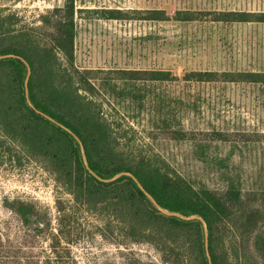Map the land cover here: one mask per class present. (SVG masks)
I'll list each match as a JSON object with an SVG mask.
<instances>
[{"label": "trees", "instance_id": "16d2710c", "mask_svg": "<svg viewBox=\"0 0 264 264\" xmlns=\"http://www.w3.org/2000/svg\"><path fill=\"white\" fill-rule=\"evenodd\" d=\"M76 11V0H64L35 27H18L15 13L0 14V161L14 166L24 159L39 163L72 201L56 200L57 233L37 204L11 202L9 209L25 239L14 244L0 232V264H63L58 250L70 241L65 222L72 209L80 208L100 218L104 233L111 229L118 245L152 244L168 264H210L208 251L213 264H264V189H247L241 174H230L232 158L213 153L214 146L233 145L231 132L200 131L188 124L202 110L187 93L194 84H264V73L192 71L180 78L159 70L80 69ZM93 13L116 21L264 22V14L234 11L179 10L173 18L164 10ZM173 86L184 88L187 95L164 90ZM101 97L133 119L146 117L151 134L165 132L177 144L199 150L200 159L221 171L225 188L196 186L156 154H126ZM75 135L85 147L89 167ZM151 197L171 213L196 219L168 216ZM47 241L58 254L56 260L41 246ZM131 264L144 263L135 259Z\"/></svg>", "mask_w": 264, "mask_h": 264}, {"label": "rangeland", "instance_id": "374dc122", "mask_svg": "<svg viewBox=\"0 0 264 264\" xmlns=\"http://www.w3.org/2000/svg\"><path fill=\"white\" fill-rule=\"evenodd\" d=\"M63 5L64 0H0V14L15 13L18 27H35L41 24L42 15ZM76 6L75 55L80 69L159 70L180 78L192 71L264 73V22L116 21L100 19L93 13L117 9L164 10L172 18L179 10L257 15L264 14V0H76ZM164 90L176 96L188 93L197 99L202 111L188 120L191 127L231 132L233 145L214 146L213 153L232 158L230 174H241L247 189H264V84L217 82L194 84L187 93L180 86ZM108 100L100 99L126 154H156L196 186L216 191L225 188L221 171L211 161L200 159L199 150L177 144L165 132L151 134L146 117L133 119ZM58 197L72 202L39 163L24 159L22 165L14 166L0 161V232L14 244L24 241V229L9 204L16 200L37 204L49 214L51 228L57 233ZM65 224L70 241H64L58 250L63 264H131L135 259L144 264H168L152 244L118 245L112 230L104 233L101 219L84 209H72ZM50 243L41 246L56 260L58 254Z\"/></svg>", "mask_w": 264, "mask_h": 264}, {"label": "water", "instance_id": "95a60500", "mask_svg": "<svg viewBox=\"0 0 264 264\" xmlns=\"http://www.w3.org/2000/svg\"><path fill=\"white\" fill-rule=\"evenodd\" d=\"M28 68H29V76L31 75V69L28 65ZM27 92L29 93V91L27 90ZM31 104V103H30ZM52 121H54L53 119H51ZM55 122V121H54ZM60 126H62L61 124H59ZM63 128H65L67 131H69L70 133H72L69 129H67L66 127L62 126ZM75 138L78 140V142L80 143L81 145V148H82V152H83V156H84V160H85V163L86 165L89 167L88 165V160H87V157H86V151H85V147L83 145V143L81 142L80 138L78 136L75 135ZM128 176H131L130 174H128ZM148 196H150L148 193H146ZM152 201L156 204V206L159 208V210H161L164 214L168 215V216H176V217H180L184 220H193V219H196L195 216H192V217H185L181 214H176V213H171L163 208H161L159 205H157V203L155 202V200L151 197ZM204 222V221H203ZM204 225H205V222H204ZM205 229H206V225H205ZM206 235H207V241H206V245H207V250H208V247H209V241H208V231L206 229ZM208 256H209V261H210V264H213L212 263V259H211V256L209 254V251H208Z\"/></svg>", "mask_w": 264, "mask_h": 264}]
</instances>
